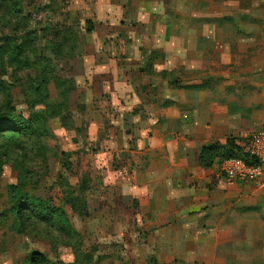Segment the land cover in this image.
<instances>
[{
    "label": "rangeland",
    "instance_id": "rangeland-1",
    "mask_svg": "<svg viewBox=\"0 0 264 264\" xmlns=\"http://www.w3.org/2000/svg\"><path fill=\"white\" fill-rule=\"evenodd\" d=\"M254 28L264 0H0V118L26 122L0 129V264L35 252L53 264H264V241L243 236L257 222L264 238V211L215 222L212 242L160 243L175 231L146 225L150 196L134 183L147 149L178 148L166 118L188 95L229 92L230 39ZM12 187L63 212L73 233L54 218L19 233Z\"/></svg>",
    "mask_w": 264,
    "mask_h": 264
},
{
    "label": "crops",
    "instance_id": "crops-1",
    "mask_svg": "<svg viewBox=\"0 0 264 264\" xmlns=\"http://www.w3.org/2000/svg\"><path fill=\"white\" fill-rule=\"evenodd\" d=\"M259 34L264 36V28L245 32L244 39L239 35L230 39V60H235L239 71L231 74L229 92H225L226 95L218 100L213 96V102L205 101L210 98L205 90L188 95L187 102L182 101L180 106L183 110L181 117L177 114L176 117L166 118L171 123L174 119L175 122L167 126L170 125L172 131H179L181 135L172 140L178 148L170 149V141L165 143L162 139L157 142L161 145V148L158 147L160 150L147 149L140 168L137 165L135 169V190H141L140 195L147 194L151 200L149 202L148 199L146 205H141V210L149 211L148 219H144L148 220L146 225L152 229L167 228L175 231L170 238L157 242L195 243L201 237L200 242H212V230L208 234L207 231L215 222L221 228H232L234 212L236 215L242 209L264 211V167L257 180L247 181L225 177L220 172V164L219 168L215 164L208 169L201 168L198 164L204 146L214 143L224 147L227 139L232 138L244 150L247 138L264 129V37L258 38ZM195 99L198 102L192 105L191 102ZM193 114L202 116L201 126L189 124L192 120L189 116ZM213 136L215 139L211 142ZM197 189L203 195L202 200L194 197ZM192 194L194 195L190 197ZM228 212L233 214H226ZM191 225L195 229H207L203 231V235L195 234L191 231ZM258 226L255 222L246 227L249 231L243 236L247 242L253 244L264 241L263 236L257 234ZM262 226L263 223L260 227ZM225 230L227 229H223L221 233L224 234ZM235 236L237 234L233 236L234 241H237Z\"/></svg>",
    "mask_w": 264,
    "mask_h": 264
},
{
    "label": "trees",
    "instance_id": "trees-1",
    "mask_svg": "<svg viewBox=\"0 0 264 264\" xmlns=\"http://www.w3.org/2000/svg\"><path fill=\"white\" fill-rule=\"evenodd\" d=\"M4 51V50H2ZM10 59L18 66H22L21 58L19 56V50H11ZM201 90V89H200ZM8 123V124H7ZM1 125H12L13 127L26 128V122L19 117L17 120H7V118H0ZM229 158H240L247 164H256V161L250 160L243 150L240 149L232 138H228L224 147L217 144H208L204 146L198 158V164L201 168L208 169L215 164H221L224 160ZM14 187L10 189V201L11 210L13 211L14 218L18 222L17 231L19 233H26L29 230L30 222H49L52 218L56 220V225L62 233L71 235L72 229L67 221L63 212H57L53 208L51 209L47 201H43L39 198H34L25 193H16ZM13 191V192H12ZM56 214V215H55ZM27 264H53L49 259L41 253H32Z\"/></svg>",
    "mask_w": 264,
    "mask_h": 264
},
{
    "label": "built area",
    "instance_id": "built-area-1",
    "mask_svg": "<svg viewBox=\"0 0 264 264\" xmlns=\"http://www.w3.org/2000/svg\"><path fill=\"white\" fill-rule=\"evenodd\" d=\"M243 152L256 164H247L240 158H229L220 164V172L229 179L257 180L264 167V129L247 138Z\"/></svg>",
    "mask_w": 264,
    "mask_h": 264
}]
</instances>
